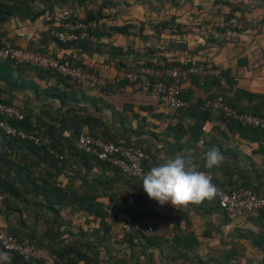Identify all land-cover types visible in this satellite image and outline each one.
I'll return each instance as SVG.
<instances>
[{
	"label": "trees",
	"instance_id": "trees-1",
	"mask_svg": "<svg viewBox=\"0 0 264 264\" xmlns=\"http://www.w3.org/2000/svg\"><path fill=\"white\" fill-rule=\"evenodd\" d=\"M121 1L123 0H102V3L96 9H84L82 11L80 7L84 6L87 0H0V26L9 18L33 21L45 13L49 14L51 18H55L57 23L48 29L46 35H48L49 39H54L63 47H73L87 54L97 52L105 55L106 59L104 61L113 60L116 69L123 73L120 79L108 84L109 86L107 85L106 92H113L124 85H130L132 89L138 91L140 88L139 81H128L125 76L126 73L134 72L142 66L162 69L181 63L179 61L168 62L164 59H161V62H159L160 59L152 60L150 54H152L153 50L151 48H146L147 54H144L131 47L123 48L121 44L116 42L100 41L103 37L109 38L111 33L123 36L133 35L138 39L146 40L158 37L163 30H170V21L162 20L154 21L147 25L148 30L151 31L150 34L145 32L143 22H139L136 26L131 23L107 24V20L114 19L116 15L122 16L127 12L126 4ZM144 1L134 0L133 4ZM169 1L173 4L175 3L173 0ZM57 8H59L58 11H56ZM78 9H81L80 16L77 14ZM112 9H114L113 12ZM104 10L108 11L104 12ZM230 16H232V11L222 17L228 18ZM62 22H80L85 24V35L82 38L69 41H60L56 37L49 35V30L60 29ZM175 27V32L180 31L177 25ZM225 29L230 28L214 26L212 21L208 37L213 40L214 32H221ZM79 31L82 32V30ZM1 33L0 31V49L6 43L17 46L3 41ZM215 43L217 46L220 45L219 42ZM169 44L173 45L172 41H169ZM28 49L46 51L43 48ZM58 59L89 71L94 70L85 68L70 58L58 57ZM193 63L201 66L218 67L210 61ZM189 64H191L190 61H185L184 63V65ZM13 72L17 74L13 76ZM23 72L62 77L51 69H43L26 63H16L9 58H0V82L10 89L32 87V84L25 83L23 77L18 75V73L21 74ZM220 75L225 79L226 86H218L219 80L216 77L201 78L193 75L190 76L189 80L192 83L196 82L205 89L207 92L205 98H213L214 94L211 88L212 86H218L223 102L235 111L248 112L264 118V93H252L240 88H234V80L227 70L220 69ZM54 95L63 101L62 96L58 92H55ZM181 97L185 100L182 90ZM204 99L196 98L195 102L188 103L185 107L174 109L178 113L179 119L188 118L191 120L185 126L182 123L172 126L178 132L177 139H181L183 135L187 134V139L182 143V146L187 148L195 143L206 144L202 127L205 121L211 119L212 111L216 112L217 119L224 123L230 132L237 133L245 141L259 142L264 138V130L262 129L242 126L235 120L224 117L220 110L200 109ZM242 99L245 100L244 103L241 102ZM0 102L12 104L1 98ZM62 106L65 107L60 111H55L51 104H40L37 112L19 108L23 118L10 121L12 125L36 135L39 138L38 144H33L29 140L20 139L17 136L0 135V214L2 213L5 218H8L13 212L19 213V216L13 222L7 220L10 223V227L6 233L15 236L19 241L33 243L36 248L35 256L28 260L11 253V263L173 264L178 259H182V263L187 261L191 256L187 252V244L193 242L194 237L190 236L188 232L165 237L161 234V228H159L158 224L150 222L153 217H155L154 220L156 219V221L160 222L163 220V216L153 209V212L149 210L148 203L150 198L143 191L141 176L124 174L116 166L100 161L92 155L76 149L74 141L80 133L85 132L114 144L139 147L138 144L129 139L126 140L125 137L123 139L115 137L116 134L109 131L108 128L99 132L95 127L96 124H99L98 118L87 112L85 107L79 104H62ZM108 107L113 116L115 114L121 116L123 115L122 111L130 106L124 104L121 111L118 112L112 106L108 105ZM44 116H47V121L44 120ZM119 122L123 125L122 117ZM84 125L88 127L86 131H82ZM63 131L67 132L66 136H61ZM44 137L51 140L44 142L42 140ZM49 148L51 152L48 151ZM64 150L67 155L63 156L60 153ZM142 150L150 158L149 162L145 163V170L148 171L151 167L157 166L150 153L144 149ZM55 153L60 154L61 158L55 156ZM69 158H71V161L76 159L80 161V166L76 170L71 169V175H68V183L62 187L57 177L60 173H64L67 170V166L70 164ZM199 161L195 163L200 170L203 160ZM82 168L83 171L81 172ZM92 168L96 170L92 172ZM75 178H78L80 183L74 188L73 182ZM215 185L222 190H229L239 186L250 188L244 183L233 184L234 186L231 185L229 187H225L218 182ZM96 198L100 199L96 200ZM204 203L207 204L202 206V208H207L208 212L212 211L213 207H217L224 214L219 208L216 198L212 200L206 199ZM184 206L190 207L189 205ZM261 210L264 211V209L255 211ZM63 211L69 215L80 213L84 216L86 223L96 222V225L92 226L91 232H87L86 229H80L77 234H73L71 230L66 228L68 220L62 218L61 213ZM23 213H25V216L22 215ZM117 216L123 219L121 222L144 220L149 222L153 228H158L155 230L156 233L147 236L136 232L117 234V237L113 239L122 246V250L119 252V250L110 248L111 245L108 242L111 238V227L120 220H116ZM175 223H178V219H175ZM39 229L41 230L40 232ZM155 249L159 256L158 263L153 255ZM101 251L102 255H100ZM43 253L51 256L50 262H47Z\"/></svg>",
	"mask_w": 264,
	"mask_h": 264
},
{
	"label": "crops",
	"instance_id": "crops-1",
	"mask_svg": "<svg viewBox=\"0 0 264 264\" xmlns=\"http://www.w3.org/2000/svg\"><path fill=\"white\" fill-rule=\"evenodd\" d=\"M173 1L174 4L169 0L162 2L145 0L138 4H133L134 1L129 2V0L121 1L127 7V12L123 14L126 18L122 23L136 26L139 22H143L145 32L150 34L151 31L147 27L149 23L170 21V30H163L158 37L146 40L117 33H114L115 37L112 38L111 33L109 38L103 37L100 41L116 42L123 48L131 47L144 54H147L146 48H151L152 60L160 59L159 62L161 59L168 62L190 61L191 63L210 61L221 70L228 71L234 80V88L252 93H264V0ZM231 11L232 15H237L247 22L256 20V25L248 26L243 30L230 28L214 32L211 40V37H208L211 22ZM146 18L147 20H144ZM56 24L55 18L45 13L33 21L9 18L2 23L0 31L3 41L20 47L43 48L57 57L70 58L85 68L94 69L97 83L89 86L72 82L64 77L23 72L18 75L23 77L25 83L32 84V87L10 89L0 82L1 99L17 105L22 110L30 109L32 112H37L40 104H51L55 111L62 110L65 107L62 104H79L98 118L99 124L95 127L99 132L108 128L116 134L115 137L119 139L125 137L126 140L136 142L139 147L150 153L157 165L168 156L184 154L188 151L191 152L194 162H200L204 153L215 147L223 155V162L209 170L203 167V160L200 171L211 175L214 185L218 182L229 187L244 183L257 194L264 196V138L259 142L245 141L237 133L230 132L224 123L217 119L216 112L212 111L211 119L205 121L202 127L206 144L195 143L187 148L182 146L187 134L177 139L178 132L172 126L177 123L185 126L191 120L179 119L174 109L151 100L147 95L132 89L130 85H124L113 92H106L107 85L120 79L123 73L116 69L113 60L104 61L105 55L97 52L87 54L73 47H63L54 39H49L46 35L48 29ZM176 25L180 31H174ZM25 35L31 38L26 39ZM169 41H172L173 45L169 44ZM215 42H219L220 45L217 46ZM16 74L13 72V76ZM181 88L187 104L195 102L196 98L204 99L207 93L203 87L196 82L192 83L191 80L183 81ZM55 92L62 96L63 101L55 97ZM241 102L244 103L245 100L242 99ZM124 104L130 107L122 111L123 115L113 116L108 105L118 112ZM121 117L123 125L119 122ZM44 120L47 121V116H44ZM87 129L85 125L82 127V131ZM66 135V131L61 134V136ZM42 140L49 142L51 139L44 137ZM48 151L51 152V149L49 148ZM60 154L67 155L65 150ZM60 154L55 153V156L61 158ZM69 163L67 170L57 177L62 187L68 183L71 169L76 170L80 166V161L77 159L71 161L69 158ZM95 170V168L91 169L92 172ZM79 183L80 180L75 178L73 187L75 188ZM165 204L167 211H160V215L163 216L159 224L162 229L161 234L169 237L188 232L194 237V241L187 244V252L191 254L189 259L183 263L182 259H178L173 264H264L263 210L249 213L245 217L229 219L217 207H213L210 212L207 208L203 209L202 206L207 204L204 201L199 204H187L190 207L176 208L169 203ZM22 215L25 216V213ZM17 216L19 213L16 212L11 213L8 218L0 214V234L9 229L10 223L7 220L13 222ZM175 219H178L177 224ZM154 254L158 263L159 256L156 249Z\"/></svg>",
	"mask_w": 264,
	"mask_h": 264
},
{
	"label": "built area",
	"instance_id": "built-area-1",
	"mask_svg": "<svg viewBox=\"0 0 264 264\" xmlns=\"http://www.w3.org/2000/svg\"><path fill=\"white\" fill-rule=\"evenodd\" d=\"M244 22L237 15H232L228 18L220 17L213 20V25L243 30L245 29ZM255 23H257L256 20L250 21V24ZM85 31L86 26L83 23L64 22L61 23L60 29L49 30V35L60 41H69L82 38ZM19 35L22 34L19 33ZM25 38L30 39L31 36L25 35ZM0 58H9L16 63H26L43 69H51L72 82L89 86H93L97 82V75L94 70L89 71L80 66L71 65L67 61H60L57 56L49 51H37L6 43L0 49ZM180 63L162 69L142 66L134 72L126 73L125 76L128 81H139L140 88L138 91L140 93L172 109L187 105V102L181 97V83L189 80L190 76L216 77L219 80L218 86H226L225 79L220 75L219 67L201 66L193 62L184 65V61H180ZM218 86H212L211 91L214 97L205 98L200 109L220 110L224 117L231 118L242 126H252L264 130V118L248 112L235 111L223 102ZM22 118L23 114L17 105L0 102V135L17 136L20 139L29 140L33 144H38L39 138L36 135L18 128L10 122ZM74 146L100 161L116 166L124 174L140 177L142 173L147 172L145 163L149 162L150 158L139 147L114 144L85 132L77 136ZM215 198L219 208L229 219L245 217L255 210L264 209V196L247 187L239 186L229 190L218 189ZM120 229L122 232H136L146 236L156 233L152 225L144 220L123 221L120 224ZM262 230L264 231V225ZM0 250L8 252L9 255L15 253L24 260H28L36 254L33 243L19 241L15 236L6 232L0 234Z\"/></svg>",
	"mask_w": 264,
	"mask_h": 264
},
{
	"label": "clouds",
	"instance_id": "clouds-1",
	"mask_svg": "<svg viewBox=\"0 0 264 264\" xmlns=\"http://www.w3.org/2000/svg\"><path fill=\"white\" fill-rule=\"evenodd\" d=\"M203 160V167L211 170L218 167L224 157L213 147L204 153ZM141 183L150 199L159 205L169 203L176 208L212 200L218 192L211 175L199 170L190 151L166 157L162 163L141 174ZM0 264H11L8 252L0 251Z\"/></svg>",
	"mask_w": 264,
	"mask_h": 264
},
{
	"label": "rangeland",
	"instance_id": "rangeland-1",
	"mask_svg": "<svg viewBox=\"0 0 264 264\" xmlns=\"http://www.w3.org/2000/svg\"><path fill=\"white\" fill-rule=\"evenodd\" d=\"M134 0H129V2H132ZM102 3V0H87V2L85 3L84 6H81L80 8L82 9V11L85 9H89V10H93V9H96V7H98L100 4ZM136 8V7H135ZM81 9H78V15L80 16L81 15ZM154 9V8H153ZM59 8L56 9V11H58ZM114 9H112V12H113ZM108 10H104V12H107ZM58 13V12H57ZM125 16L122 15H116V17L114 19H110V20H107L106 23L107 24H122V22L125 20ZM144 20H147L144 19ZM245 21V20H244ZM251 21V20H250ZM250 21H245V28H247L248 26H251V25H256L255 24H250ZM63 23V22H62ZM114 33H112V38L115 37L113 36ZM148 207H149V210L151 211L152 209L154 211H157L158 214L160 215V211H167L165 210L167 207H166V204L164 205H159L156 201L152 200V199H149V203H148ZM158 207V208H157ZM161 208V209H160ZM164 209V210H163ZM153 210L151 212H153ZM67 211V210H66ZM64 212V213H63ZM61 213V216L62 218H64L65 220H68V224H66V228H68L69 230H71V232L73 234H77L79 232L80 229L84 230L86 229L87 232H91L92 230V226L96 225V222L92 223V222H85L84 221V216L81 215L80 213H74V214H66L65 211H63ZM118 217V216H117ZM110 218V216H109ZM155 217H153V219L150 220V222H152L153 224H158L159 228H160V222L156 221V219L154 220ZM120 219V220H119ZM116 220L119 222L113 224V226L111 227V238L110 240H108V242H110V248H112L113 250H119V252H121L122 250V246L117 244L115 242V240L113 238H116L117 237V234H120L122 233L121 229H120V222L123 220L121 219L120 217L116 218ZM156 221V222H155ZM68 225V226H67ZM157 226V225H156ZM158 227H154L155 230H157ZM162 230V229H161ZM41 230L39 229V232ZM102 251L100 252V255H102ZM43 256H45V259L48 260V262L50 261L51 259V256L47 253H43ZM154 258H155V254H154Z\"/></svg>",
	"mask_w": 264,
	"mask_h": 264
}]
</instances>
